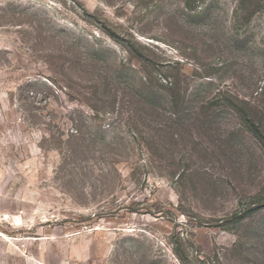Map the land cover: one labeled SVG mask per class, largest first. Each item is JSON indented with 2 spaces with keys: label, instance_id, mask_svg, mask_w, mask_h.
I'll list each match as a JSON object with an SVG mask.
<instances>
[{
  "label": "rangeland",
  "instance_id": "rangeland-1",
  "mask_svg": "<svg viewBox=\"0 0 264 264\" xmlns=\"http://www.w3.org/2000/svg\"><path fill=\"white\" fill-rule=\"evenodd\" d=\"M245 114L264 0H0V264H264Z\"/></svg>",
  "mask_w": 264,
  "mask_h": 264
},
{
  "label": "trees",
  "instance_id": "trees-1",
  "mask_svg": "<svg viewBox=\"0 0 264 264\" xmlns=\"http://www.w3.org/2000/svg\"><path fill=\"white\" fill-rule=\"evenodd\" d=\"M165 89L167 91L165 95H162V94L158 95V93L149 91V95L152 97L151 102L152 104H155L153 102L157 101L158 102L157 105H158L160 104V101H162L163 105L170 106L172 110L171 112L173 113V115H177L180 112L179 109L182 106L181 102H183L184 96L183 97L181 96L180 92L176 88V85L174 87L172 86L165 87ZM247 115L248 114H245L244 120H245V123L248 125L250 132H252V134H254L264 145L263 129ZM254 209L256 208L253 207L252 210Z\"/></svg>",
  "mask_w": 264,
  "mask_h": 264
}]
</instances>
